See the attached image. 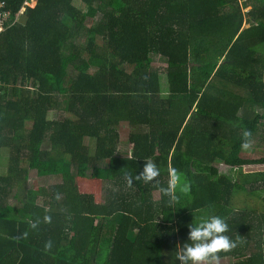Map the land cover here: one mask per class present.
<instances>
[{
	"label": "trees",
	"instance_id": "1",
	"mask_svg": "<svg viewBox=\"0 0 264 264\" xmlns=\"http://www.w3.org/2000/svg\"><path fill=\"white\" fill-rule=\"evenodd\" d=\"M35 1L0 37V264H173L201 214L236 242L218 261L264 264V171L244 170L264 157L240 147L245 130L264 139V0ZM144 160L160 175L129 184ZM171 168L189 185L174 208L159 192ZM33 171L108 196L63 181L21 201Z\"/></svg>",
	"mask_w": 264,
	"mask_h": 264
},
{
	"label": "clouds",
	"instance_id": "2",
	"mask_svg": "<svg viewBox=\"0 0 264 264\" xmlns=\"http://www.w3.org/2000/svg\"><path fill=\"white\" fill-rule=\"evenodd\" d=\"M249 137L250 133L247 130L243 131L240 144L242 150H249L252 147ZM159 175L157 165L151 160H144L142 171L138 175H129L128 183L132 184L135 180L147 184L153 182ZM178 188L184 193L189 191V185L183 182L182 175L175 168H171L168 171L166 186H159V192L167 198L165 204L170 208L179 204L176 194ZM94 196H97L96 193ZM187 228L189 230L187 239L182 245L176 246L173 264L177 261L179 264H210L218 260V253H227L236 247V242L226 235L228 224L218 215L201 214L194 223H189Z\"/></svg>",
	"mask_w": 264,
	"mask_h": 264
},
{
	"label": "rangeland",
	"instance_id": "3",
	"mask_svg": "<svg viewBox=\"0 0 264 264\" xmlns=\"http://www.w3.org/2000/svg\"><path fill=\"white\" fill-rule=\"evenodd\" d=\"M30 6H35L36 1L35 0H29ZM250 9V7L245 8L244 12L247 13V11ZM23 18V17H22ZM246 27H248V25H246ZM164 59H162L161 57L158 56H152L150 58L149 63H151V65H155V66H165V61H163ZM160 84H161V91H162V96L163 97H167L168 95V84H167V79H166V75H160ZM256 112L259 114H263L264 113V109H259V108H255ZM49 118L50 119H55L56 118V113H50L49 114ZM135 129L133 127H131L129 124H121L120 128H119V132L121 135V140L122 143L126 142L127 137L129 135V133L134 132ZM86 144L88 146V148L90 149V151L93 153L95 150V145L94 142L87 139L86 140ZM126 144H122V147H125ZM45 147L48 148V144H44ZM127 146L129 147V149L132 148V144H128ZM245 154L246 157L250 158V159H261L264 157V139H258L255 142H252V147L249 150H244L243 152ZM219 170L220 173L227 175L229 177H231L232 179L235 178L236 176V171L232 168H228L224 165H219ZM245 172H254V171H264V165H260V166H246L245 167ZM3 173H7L6 168H3ZM38 172L33 171L28 173V180H26V182L24 183L23 187H22V191L19 195V199L21 201L24 200V198L26 200H33L36 201L39 198V193L41 194L40 190L41 189H49L50 187L56 185V184H60L63 181H69L71 182L80 193L82 194H91L94 196V193H96L98 200H103V198H106L108 196V192H109V188H107V186L105 185L104 182L100 181V180H89V179H81V178H75V177H67V176H48V177H39L41 176L40 172H39V176L37 174ZM28 196V197H27ZM262 196H264V194H262ZM100 198V199H99ZM256 198H252L251 197V204H255L259 201L256 200ZM253 201V202H252ZM103 202V201H102ZM263 204H259L257 203V207H263ZM211 264H230V260L226 259L223 261H212Z\"/></svg>",
	"mask_w": 264,
	"mask_h": 264
},
{
	"label": "built area",
	"instance_id": "4",
	"mask_svg": "<svg viewBox=\"0 0 264 264\" xmlns=\"http://www.w3.org/2000/svg\"><path fill=\"white\" fill-rule=\"evenodd\" d=\"M30 3L31 2L29 0H26L20 11L18 13L13 14L12 11L7 7L6 2L4 0H0V37L12 25L18 22L21 14H24L26 7H31Z\"/></svg>",
	"mask_w": 264,
	"mask_h": 264
},
{
	"label": "crops",
	"instance_id": "5",
	"mask_svg": "<svg viewBox=\"0 0 264 264\" xmlns=\"http://www.w3.org/2000/svg\"><path fill=\"white\" fill-rule=\"evenodd\" d=\"M97 197V196H96ZM100 199V198H99ZM98 200V199H97Z\"/></svg>",
	"mask_w": 264,
	"mask_h": 264
}]
</instances>
